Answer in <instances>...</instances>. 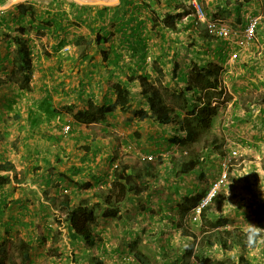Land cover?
<instances>
[{"label":"rangeland","instance_id":"rangeland-1","mask_svg":"<svg viewBox=\"0 0 264 264\" xmlns=\"http://www.w3.org/2000/svg\"><path fill=\"white\" fill-rule=\"evenodd\" d=\"M77 1L89 6L107 2V0ZM184 5L189 7V0H186ZM242 19L238 16L234 17L233 22L235 23L227 21L235 29H242V26H239ZM188 22H185V25ZM27 27L30 45L35 48L37 35L40 38L43 35L40 31L35 35L30 26ZM261 28L258 27L253 40L262 39L264 30ZM205 32V28L201 26L199 29L188 28L170 33L171 56H168V63L159 61V67L164 70V74H157L153 71V66L150 67V63H145L156 83L162 87L166 98L180 104L179 106L182 105L185 96L183 86L178 85L175 80L176 75L181 73V69L188 73L194 62H198L201 66L216 64L220 67L219 78L224 93L218 100L213 99L214 104L219 103V114L210 131L220 140H224L222 153L218 149L213 150L200 167L183 176L171 175L167 166L170 164V156L174 153H178V156L185 154L177 152L174 147L168 148L165 142L159 146L155 138H149L155 134L156 124L152 119L135 117L133 110L138 108V101H132V109L128 112H122L118 107L114 115L108 116L106 121L88 126L84 123H75L76 120L66 108L73 100L81 107H87L91 102L103 103L106 96L107 99H116L113 92L106 91V83L102 76L103 85L99 83L98 74L91 77L89 94L72 93V91L48 94L46 98L54 103V108L51 110L52 116L45 119L44 123L36 122L39 118L38 114L24 117V114L17 113V109L7 106L9 102L12 106L22 104L23 113H32V109L25 111V108L29 104H36L40 96L34 92L21 91L20 88L18 90L15 87L19 86L15 78L9 76L11 72L8 76L0 78V108H2L0 109L2 111L0 112V152L4 156L1 161L12 162L15 167L25 166L24 164L29 166L19 171L16 170V175L10 172L9 175L11 174L12 178L7 185L10 190L16 187L13 191L15 192L18 184L25 186L28 183L30 201L26 204L27 211L33 216L34 212H38L34 217L35 221L42 226L43 234L49 239L43 245L37 239L39 237H37L36 228L17 230V236L13 240L14 244L11 242L7 244L6 260L16 258L18 249L15 241L18 238L25 241L33 240L31 254L34 263L32 264H92L94 258H101L103 255V260L108 261V264H140L136 261L138 259L135 253L128 252V256L126 254L119 256L114 253L115 256L113 254L112 257L103 254V250L108 248L114 250L115 247L121 249L126 247L134 252L136 244L134 245L133 242L135 240L139 242L141 240L137 243V250L143 248L144 245L141 243L144 242L146 248L151 251L152 264H160L162 261L161 254L154 253L155 245L160 244H166L170 253L176 252L179 257L185 258V247L191 242L197 244L198 240L184 237L183 226L204 225V230H206L204 236L212 237L215 235L216 227L212 226L213 224L210 226L208 221H203L202 216L194 221L193 210L187 211V207L184 206L186 203L184 196L189 189L193 190L191 196L207 193L224 173L227 175V181L220 189L217 198L215 197L216 200L212 201L211 209L206 214V220H210L213 213L230 214L234 224L235 219L238 218L237 224L240 225V229L249 231L250 220L246 217L243 221V215L250 216L255 211H261L264 203V56L260 53L254 61L249 60L245 57L247 50L238 49L240 47L234 40L229 42L210 34L205 37ZM152 33L149 30L141 36L148 38L152 36ZM11 38V31L6 30L5 24H2L0 40H3V43L0 46V58L3 57L4 67H1V74H4V69H13L9 60L4 59L5 56H3L11 50L12 45L14 46ZM4 42H9V47L4 45ZM81 42L84 46L90 47V53L98 55L99 60L103 59L101 51L95 52L89 39H79V49H83ZM160 42V37L154 35L151 41L148 39L149 46L145 49L147 52H152L159 60H161V49L158 47ZM107 46L109 44L105 47L108 48ZM12 50L9 52L10 56ZM128 51V48L122 50L125 53H129ZM137 55L135 54V57ZM140 57L136 62L140 61ZM150 60V56H147V61ZM87 62L91 67L89 61ZM174 70L177 73H174ZM33 71L34 69L31 79ZM69 89L72 90V87ZM131 91L139 93L137 97L140 96L142 86L139 81L132 83ZM188 96L191 100L195 99L192 93ZM44 114L43 117H47V113ZM21 122L22 125H20ZM67 124H70L71 128L66 132L64 127ZM136 132H139L141 136L137 137ZM50 134H57L53 137L58 140L51 139ZM125 152L132 153L137 158H148L147 156L153 155L152 160H158L159 156L165 157L161 165L162 175L159 178H144L141 181L136 179L137 182H141L143 191L139 195H133L121 206L119 217L116 219L98 218L97 231L101 236L93 246H87L81 240L76 242L74 240L76 236L66 223L60 224L55 220L54 211L43 210L40 199L48 203L45 200L43 189L39 193L38 189L32 186H37L39 180L46 185L49 181L46 178L50 174L51 185L47 189L49 194L53 195L64 189L74 201L90 199L102 202L103 197L100 195L107 194L113 180L114 165L119 162ZM35 168L41 170L35 172ZM252 205L256 208L253 209ZM25 216L29 220L33 219L30 215ZM229 228L233 227L230 225L227 230ZM21 235L29 236L25 238ZM53 238L57 241L54 242ZM246 241L250 244L251 239L246 238ZM205 245L206 254L213 259L214 264L220 261L224 264H235L232 260L236 261L240 255L239 250L236 252L232 250L228 255L217 244L215 246ZM189 264L198 263L194 257H191Z\"/></svg>","mask_w":264,"mask_h":264},{"label":"trees","instance_id":"trees-1","mask_svg":"<svg viewBox=\"0 0 264 264\" xmlns=\"http://www.w3.org/2000/svg\"><path fill=\"white\" fill-rule=\"evenodd\" d=\"M132 2V0H128V4ZM18 6L21 7L19 10L22 17L26 15L35 16L37 14L35 8H28L25 4H19ZM93 7L94 22L90 27L91 36L87 38L86 36L80 37V39H89L95 52L101 51L103 59L99 60L98 55L90 53V47L84 46L83 42H81L83 46L81 57L89 61L91 68L97 72L104 70L101 75L102 77L105 75L104 82L108 89L116 95V99H107L106 96V100L103 103L91 102L87 107H81L77 102H71L66 107L68 113L74 117L75 123H84L88 126L89 124L106 121L108 116L114 115L118 107L122 112H128L132 109V101H138V108L133 110L135 117L139 119H152L156 124L155 134L149 138H155L156 144L159 146L165 142L168 148L174 147L177 152L185 154L178 156V153H174L170 156V164L167 166L170 174L173 176H183L195 171L204 163L206 157L210 156L213 150H221L224 143V140H220L216 134H212L210 131L214 125L215 118L219 114V103L216 102L214 104L213 99L216 98L218 100L224 93L219 78L220 67L216 64L201 66L198 62H194L188 73L181 69V73H178L175 79L178 85L181 84L183 86L182 90L185 93L183 103L179 106L180 104L166 98L162 87L156 83L151 72L147 70V65H145V63H150V67L153 66L154 72L164 74V70L159 67V61H163L164 63L166 61L168 63V56H171L172 48L169 46L170 33L188 29L193 27L194 24L192 21H189L186 26H180V21L186 16V13L151 8L150 15L148 13L147 17L152 23L151 31L153 33L147 39H141V35L146 31L145 19L137 21L134 14L125 20L123 15L118 16V21L123 20L122 27L128 29L125 32V36H128L126 39L128 38L129 40L131 37L136 39L135 43H132V40H130V44L127 43V47L130 48L132 53L141 56L140 61L134 67L129 64L123 66L119 62L121 56H110L111 52L118 53L121 44H109L111 34L107 32L108 24L105 18L107 6L101 4L88 5V7L85 6L84 8L88 10V8ZM189 9L192 11L191 7ZM48 13L46 12V14ZM42 17H44L43 14ZM113 19H115L114 16H111L109 22L113 21ZM32 20L34 21L35 18L33 17ZM2 24L4 23L0 21V26ZM130 26L133 27L131 30L129 29ZM201 26L198 28H201ZM37 28H41V26L39 25ZM9 30L12 34L11 39L14 42L11 56L10 54L8 55V62L13 66L9 76L15 78V82L18 83L19 88L30 89L34 52L30 45L28 27L19 24L14 29L10 26ZM39 31L41 30L38 29ZM208 34L206 30L204 36L207 37ZM154 35L160 37L161 42L158 47L161 49V60L155 57L152 52L145 51L149 46L148 39L151 41ZM107 44L109 46L105 48ZM147 56H150L151 60L149 62L147 61ZM174 73H177V71L174 70ZM159 80L161 81V79ZM135 81H139L142 86L139 97H137L139 93L131 91V85ZM189 93H192L195 99L191 100L188 96ZM136 136L140 137L141 134L136 132ZM165 159L163 156H159L158 160L137 158L132 153H123L119 162L114 165L112 172L113 180L107 194L104 196L100 195L103 197L101 198L102 202L91 201L90 199L74 201L73 197L64 189L56 192V194H49L47 191L51 185L49 174L46 178V180H49L46 185L43 184V181L39 180V186L43 189L45 200L48 201V203L42 205L43 210L54 211L53 216L55 220L60 224L66 223L76 236V239H74L76 242L81 240L87 246H93L101 236L97 231L98 218H118L121 206L133 195H139L143 191L141 182H137L136 179L141 181L144 178H159L163 173L161 165ZM39 170L41 169L35 168V172ZM0 171H12L15 175L17 174L12 162H0ZM72 181L75 182L76 180L72 179ZM10 182L9 175H0V186L7 185ZM191 195H193V190L189 189L184 196L186 198L184 206L185 208L187 207V211L194 210L206 193H199L196 196ZM216 198H214V201ZM211 204L203 208L201 216L203 221H208L210 226L213 224L212 226L216 227L214 237L204 236L206 233L204 225L193 224L191 226H183L184 237L193 238L195 241L198 240V243L191 242L185 247V258L179 257V254L176 252L170 253L165 247H162V251L160 252L156 249L154 253L161 254L163 264H189L191 257H194L198 264H214L213 259L206 254L205 244L210 246L217 244L224 251H227L230 248L232 249L234 245L246 248L248 246L246 238L254 242L257 240L259 235L255 230L244 231L240 228H235L229 231L222 228L224 225H227V220H206V214L211 209ZM262 211L263 213H261L264 215V203ZM37 213L34 212V216L30 214L33 219L23 221L20 224L27 228H36L39 243L45 245L49 239L43 234L42 226L35 221L34 217ZM53 241L57 240L53 238ZM9 242L14 244L12 239L4 240L0 244V264L34 263L31 254L33 240L25 241L18 238L15 241L18 249L16 258L6 260L5 253ZM140 242L135 240L133 243L137 247V243ZM141 244L144 245H142L143 248L137 250L135 247L133 249L135 257L141 264H152L151 251L146 248L147 246L144 242ZM94 259L92 264H104L101 258Z\"/></svg>","mask_w":264,"mask_h":264},{"label":"crops","instance_id":"crops-1","mask_svg":"<svg viewBox=\"0 0 264 264\" xmlns=\"http://www.w3.org/2000/svg\"><path fill=\"white\" fill-rule=\"evenodd\" d=\"M132 1L133 2L131 4H128V0H107L105 4H101L107 6L105 18L108 24L107 32L111 34V41H109V44H121L119 46L118 53L111 52L110 56H121L119 62H121L123 66L129 64L134 67L135 64H138V62L136 61L138 60V57L140 55L138 54L135 57V53H132V51H130V48L127 47V43H129L130 40H132V43H135L136 39L134 37H131V39L129 38V40L128 38L126 39V37L128 36H125V32L128 29H126V27H122L123 20L118 21V16L123 15L125 20L129 16L134 14L137 21L145 19V32H147L149 30H152V23L147 17L148 13L150 15L151 8L162 9L164 11L171 10L174 12L186 13V16L180 21V26L183 25L182 27H184L189 23L188 22L185 25V22L192 21L194 26L190 28L199 29L195 25L194 15L191 9H189L187 5H184L186 0ZM202 1L206 7V11L210 18L226 19V21L228 20L233 22L234 17L236 18L240 16L243 18L239 25L241 27L245 25L247 19L251 15H260L262 20L260 21L259 28L262 27L261 29L264 30V0ZM19 4H25L26 6H28V8H35L37 14L35 16H20L21 12L19 8L21 7L18 6ZM85 6L88 7L87 4H81L77 0H0V21L1 23L5 24L6 30L9 31L10 26L12 29H14L16 26L21 24L24 27L31 26L30 28L32 29V32L35 33V35H37L38 29L41 30L40 32L43 35L42 38L37 35V45H35V48L34 46L32 47L34 52V71L33 78L31 79L30 83L31 90L20 88L21 91H29L36 93L37 96H40V100L36 102V104L38 103L37 105L35 103H32L29 104L27 108H25V111L32 109V113H23L22 104H14L13 107L12 103L9 102L7 104L8 108L11 107V109H17V113L20 112V115L24 114V117H29V115L38 114L39 118L36 122L44 123L46 121L45 119H49L50 116H52L51 110L52 108H54V103L46 98L48 94H52V92L56 94H62L63 92L68 93L71 91L72 93L76 92L78 94H89V86L91 82L90 79L96 74H98L97 78L100 79L99 83L103 85V81H101V74L104 72V70L97 73L96 70L92 69L88 65L87 60L81 57V49L78 48V41L80 37L91 36L90 27L93 25L92 23L94 22V8H88V10H86V8H84ZM46 12L49 13L46 14ZM50 12L52 13L51 15ZM42 14L44 17H42ZM111 16H114L115 19L109 22V18ZM33 17L35 18L34 21L32 20ZM39 25L41 26V28H37V26ZM132 28L133 27L131 26L129 27L130 30ZM143 38L147 39L144 36H141V39ZM2 43L3 40H0V46L2 45ZM4 45H8L9 47V42H4ZM124 48H128L129 53L122 52ZM241 48L247 50L245 57L249 60L251 59L252 61H254L256 58H258V55L260 53L264 56V36L262 37V39H258L256 41L253 40L248 45L240 47L238 49ZM12 49H14L13 45L11 50ZM11 50H8L6 54H3V56H5L4 59L8 60V55ZM37 51L38 53L36 54ZM2 58H0V78L8 76L11 72L10 68H8L4 69V74H1V67L3 66ZM6 85L9 84L6 83ZM15 87H17V89L19 88V86L17 85ZM70 87H72V90L69 89ZM106 89V91L109 90L107 86ZM38 98L39 97H37V99ZM73 99L74 98L72 97V100ZM72 102L76 101L73 100ZM32 105L33 107L31 108ZM34 105H36V107ZM59 105H61L60 101ZM44 113H47V117H43L45 115ZM20 125H22V122ZM53 135L57 134H50V138L56 139L53 137ZM219 151H221L220 153H222V149ZM3 157L4 156L2 155V152H0V162H2L1 160H3ZM24 165L25 166L17 165L16 170L19 171L21 169H25L28 166V164ZM10 172L12 171H0V175H9ZM9 177L12 178V175L10 174ZM13 185L15 186L16 184H14L13 182ZM22 185L23 184H18L17 191L15 192L13 191L14 189H16V187H13V189L10 190L9 185L0 186V244L7 239L14 240V238H16L17 236V230L22 231L23 228H27L20 223L29 220L25 215H30V213L27 211L26 205L30 201L28 197L30 186H28V183H26L25 186ZM32 187H36L39 193L40 190H42L38 183L37 186ZM227 201L229 202V200ZM44 203L46 202L40 199L41 206L44 205ZM2 205L5 207H3ZM252 206H254L253 209L256 208L255 205ZM20 208L24 210H21ZM261 212L262 209L259 212L255 211L254 214H251L250 216H248V214L243 215V221H245L246 217L248 220H250V226L248 227L249 231L255 230L256 232H258L259 237L255 242L251 241L246 248L234 245L232 249L230 248L229 250L224 251L225 254L227 253L229 255L232 250H234L235 252L239 250L240 255L236 259V261L232 260L231 258H228L232 260V263L234 262L235 264H264V215ZM231 217L232 216L230 214L225 215L223 213L221 215L213 213V215L210 216L209 219H212L213 221L217 219L227 220V225H224L222 228L228 229V227L231 225V227L233 228H229V231H232L235 228H241L240 225L237 224L238 218L235 219L236 223L234 224V220H232ZM23 236L25 237V235H21V237ZM28 236L29 235H27L26 237L28 238ZM158 246L160 247H157V245H155L154 251L157 249V251L160 252L162 251V247L167 248L166 244H160ZM128 252L134 254L133 251L126 247L122 249L115 247L114 250L112 248L103 250V254L110 255V257H112L114 253L119 254V256H125V254L126 256H128ZM103 259L104 255L101 256V260L104 264H108V261L105 262ZM136 261L140 263L138 260ZM160 264H163L162 261ZM217 264H224V262L220 261Z\"/></svg>","mask_w":264,"mask_h":264},{"label":"built area","instance_id":"built-area-1","mask_svg":"<svg viewBox=\"0 0 264 264\" xmlns=\"http://www.w3.org/2000/svg\"><path fill=\"white\" fill-rule=\"evenodd\" d=\"M189 7L192 8L193 15L195 16L196 27L204 26L208 33L217 38H222L226 41L234 40L238 47L248 45L256 36L259 27L261 16L251 15L242 29H235L231 23L223 19H213L208 16V13L203 5L202 0H189ZM71 128L70 124L65 125L64 130L67 132ZM153 159V155L147 156ZM227 175L222 174L220 178L214 182L206 195L203 197L199 205L193 210L194 221H197L202 213L204 207L210 205L214 198L218 195L220 189L225 185Z\"/></svg>","mask_w":264,"mask_h":264},{"label":"water","instance_id":"water-1","mask_svg":"<svg viewBox=\"0 0 264 264\" xmlns=\"http://www.w3.org/2000/svg\"><path fill=\"white\" fill-rule=\"evenodd\" d=\"M79 2V1H78Z\"/></svg>","mask_w":264,"mask_h":264}]
</instances>
